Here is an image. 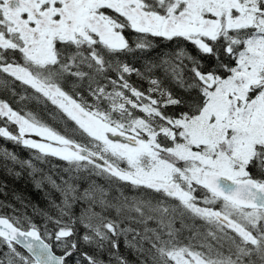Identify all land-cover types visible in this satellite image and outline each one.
Listing matches in <instances>:
<instances>
[{"label": "snow or ice", "instance_id": "1", "mask_svg": "<svg viewBox=\"0 0 264 264\" xmlns=\"http://www.w3.org/2000/svg\"><path fill=\"white\" fill-rule=\"evenodd\" d=\"M0 141V264H264V0H0Z\"/></svg>", "mask_w": 264, "mask_h": 264}, {"label": "trees", "instance_id": "2", "mask_svg": "<svg viewBox=\"0 0 264 264\" xmlns=\"http://www.w3.org/2000/svg\"><path fill=\"white\" fill-rule=\"evenodd\" d=\"M132 60L133 63H139L138 60L134 58H129ZM47 119V117L45 116ZM50 124H52L53 127H56L58 130H63L64 125L57 122V123H52L49 121ZM4 143L3 141H0V144ZM8 147L11 148L13 147L11 144H8ZM16 151L18 152L19 155L22 157H27L29 155L27 150L16 148ZM52 163H58V161L53 160ZM45 169L47 170L48 166H44ZM0 179H7L9 183V189L10 190H15L18 192H22L33 204H39L41 207L45 206V200H44V194L42 192H37L32 185V182L30 178L27 175H24L20 177L19 179L12 180L11 178H6L3 176L2 170H0ZM19 207V205H17Z\"/></svg>", "mask_w": 264, "mask_h": 264}]
</instances>
